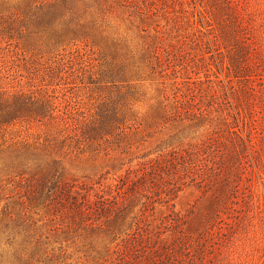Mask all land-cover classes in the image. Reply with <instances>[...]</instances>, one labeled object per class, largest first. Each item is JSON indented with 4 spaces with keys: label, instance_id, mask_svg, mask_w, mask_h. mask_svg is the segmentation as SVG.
<instances>
[{
    "label": "rangeland",
    "instance_id": "374dc122",
    "mask_svg": "<svg viewBox=\"0 0 264 264\" xmlns=\"http://www.w3.org/2000/svg\"><path fill=\"white\" fill-rule=\"evenodd\" d=\"M64 1L73 10L48 24ZM0 81L55 98L56 125L82 150L53 157L85 197L83 218L99 200L122 210L63 223L21 205L30 185L1 176L0 250L23 243V218L44 243L36 264H264V0H0ZM176 95L183 112H207L175 117ZM106 111L118 118L112 135ZM51 123L18 119L8 139L34 141ZM210 144L203 184L180 167L144 176Z\"/></svg>",
    "mask_w": 264,
    "mask_h": 264
},
{
    "label": "trees",
    "instance_id": "16d2710c",
    "mask_svg": "<svg viewBox=\"0 0 264 264\" xmlns=\"http://www.w3.org/2000/svg\"><path fill=\"white\" fill-rule=\"evenodd\" d=\"M49 10L51 18L48 24H56L60 13L72 11L73 4L71 5L70 1H64L62 5L52 6ZM156 31L158 32V30ZM160 57V54L156 52L155 58L159 64H161ZM194 97L191 95L190 101ZM174 98L175 117L180 118L185 115L190 119L203 116L207 112V110L201 111L200 109L198 112L189 110L183 112V101L177 95ZM183 98H187V96ZM54 101L55 98L52 96L37 97L35 95L12 94L2 86V82L0 81V177L7 176L8 180L16 178L21 185L23 183L29 184V191L19 198L21 199V205L26 204L22 199L26 198L36 205L34 208L44 207L54 217L62 215L61 219H63V223L65 219L77 222V218H81L84 225H93L101 219L110 220L115 214L122 212L121 207H117L118 203L110 200L97 201L98 206H96L93 212V216L95 217L88 221V218H83V215H86V212H88V209L85 207V197L80 199L76 196L74 192L75 186L65 183L62 179L60 160L53 156L62 158L76 151H81L82 148L73 144L72 137L62 135L64 129L61 130L59 125H56L58 115H56L57 107ZM106 113H108L107 116H101V120L103 121L102 129L107 130L109 135H112L111 132L115 128L119 129L116 125L118 118L114 113L111 116H109V111H106ZM21 118L34 119L38 122L49 120L52 123L49 132L38 135L34 141L8 139V137L13 135V129H10L12 122ZM67 129L69 128H66L65 131ZM87 134L85 133L84 135ZM213 146L215 144H210L207 148L200 149L190 155L175 153L169 160L157 162L156 166H151L152 171L150 173L146 172L144 176L149 175L152 180L158 179L163 181L164 175H168L170 172L172 174L174 173L172 171H176L180 167L186 173V176L187 174L190 175L189 178H191L192 182L203 184L206 181L205 178L209 177L207 176V172L205 173L206 165H204L203 161H206V158L204 156L207 154L208 149H213ZM215 151L218 150H213L215 154L214 159L209 160L212 163L211 171L219 169L218 167L214 168L218 166L215 159L221 156L218 153L216 154ZM218 174L213 173L212 175L216 176ZM136 184L137 182L129 185L128 192H132ZM12 197L7 195L5 200ZM1 202L2 200H0V204ZM8 208L6 205L4 211H8ZM25 222L23 218H19L17 224L19 235H22L23 238V243L18 244L14 238L13 240L8 239L7 244L9 246L19 248H15L14 253L0 250V264H36L34 261L37 260V255L42 253L44 243L41 237L37 238L31 235V224H26ZM56 229L61 228L57 227ZM29 250V257H25V251ZM42 262L43 260L39 257L37 263Z\"/></svg>",
    "mask_w": 264,
    "mask_h": 264
}]
</instances>
